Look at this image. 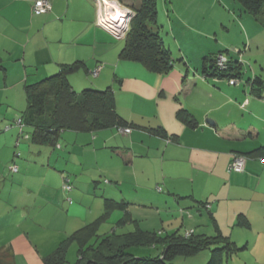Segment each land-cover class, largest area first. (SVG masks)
Returning a JSON list of instances; mask_svg holds the SVG:
<instances>
[{
  "label": "crops",
  "instance_id": "1",
  "mask_svg": "<svg viewBox=\"0 0 264 264\" xmlns=\"http://www.w3.org/2000/svg\"><path fill=\"white\" fill-rule=\"evenodd\" d=\"M36 1L0 0V109L6 107L0 115V130L12 126L0 133V150L7 153L1 156L0 152V159L6 157L0 163V178L16 162L23 174L9 183H27L26 177L33 179L30 161L15 160V145L22 141L28 143L38 174H56L59 183L50 189L60 191L53 197L37 200L40 208L52 207L55 221L81 210L78 204L66 202L60 184L63 174L59 169H63L71 175L76 187L71 195L78 194L82 202L84 197L88 200L93 197L104 205V200L96 196V186L101 187L104 181L110 183L102 190L105 197H129L133 204L112 214L135 222V231L163 234L194 231L195 235L209 237L221 234L241 248L229 258V264H264L262 156L248 157L241 174L229 171L236 154H253L264 146V102L251 95L249 87L216 85L201 76L204 57L228 51L225 48L229 45L236 48L249 44L241 63L247 62L249 76L264 78V27L244 13L234 0H189V9L177 15L174 0H165L164 9L168 21L171 19L174 25L172 36L180 46L179 52L173 50L172 39L164 41L173 57L180 61L169 73L157 74L139 63L122 60L121 51L119 55L112 53V60H107L110 64L104 61L111 54V47L114 48V40L98 26L102 2L49 0L51 11L35 17L32 7ZM139 2L123 0L124 5L120 6L130 10ZM195 10L205 15L214 11L218 30L228 24L229 30L237 31L235 44L221 42V47L215 45L218 52L210 48L195 56L186 54L181 44V30L186 26L180 15L188 11L195 15ZM75 62L84 63L87 75L91 76L101 68L98 77L91 82L84 80L81 87L114 88L118 112L134 125L132 132L122 135L114 128L94 134L66 131L60 134L55 148L20 138L15 120L28 105L26 87L55 74L60 65ZM70 82L78 91V80ZM117 82L119 91L114 85ZM182 109L191 115L196 127H190L177 116ZM19 151L23 156L27 153ZM42 181L44 186L50 184ZM13 191V187H5L0 180V197L6 206L4 216L0 217V231H9L10 237L27 219L26 186L20 202H12ZM193 202H199L198 206ZM5 247L10 248L0 254V264H15L11 257L12 242ZM28 262L43 264L38 258Z\"/></svg>",
  "mask_w": 264,
  "mask_h": 264
},
{
  "label": "trees",
  "instance_id": "2",
  "mask_svg": "<svg viewBox=\"0 0 264 264\" xmlns=\"http://www.w3.org/2000/svg\"><path fill=\"white\" fill-rule=\"evenodd\" d=\"M117 1L124 5L123 0ZM234 1L244 13L260 21L259 23L264 27V0ZM165 7H167V2L164 0ZM129 9L134 12V16L129 24L120 58L124 61L139 63L152 73H169L175 63L180 60L173 57L164 37L159 33L161 22L158 0H140L137 6H131ZM167 11L169 12L168 9ZM244 51L246 50L244 49L241 53L243 54ZM225 52L230 54L229 50ZM225 52L204 57L201 67L202 78L216 85L219 83L230 85V81H239V86L235 87L249 85V93L264 102V78L254 74L249 76L245 73L241 59L239 60L237 55L233 56L234 53L230 54L232 56L228 58L225 68H221L218 65V59L220 56H225ZM84 67L82 62L62 64L55 74L26 87L25 95L28 105L21 116L15 120L16 126L20 129V138L30 140L38 146L46 145L55 148L60 134L66 131L94 134L114 128L122 135H129L132 132L131 128L134 125L119 114L116 94L111 86L97 89L87 85L81 92L73 88L69 80L70 75ZM177 116L190 127H196L186 110H180ZM10 128H12L11 125L0 130V133ZM124 130L131 132L127 134ZM153 132L160 133L157 130ZM253 155L262 156L260 158L262 163L264 146L254 151L253 154L240 156L248 158ZM15 158L16 161L26 160L19 150H16ZM14 168L16 171L13 170ZM9 170L11 174H16L20 168L14 162L9 166ZM59 170L63 174V191L67 196L66 202L72 205L73 200L69 197L73 189L71 175H67L66 170ZM104 182L106 185L110 184L107 181ZM96 189L98 191L96 196L104 200L102 215L96 222L73 233L56 251L43 259L44 264H65L71 243L78 245L76 264H173L178 258H192L200 254H208L206 264H229V258L241 249L221 234L209 237L195 235L194 231H188L185 234L179 232L163 234L162 232L143 233L141 230H133L117 235V232L113 230L111 234L99 235L100 224L107 222L114 210L127 208L133 203L129 197L123 196L122 199L105 197L102 194L104 188H100L99 184ZM158 190L161 191V189ZM198 204L199 202L194 203L196 206ZM121 221L135 225V222L124 217ZM94 238H96L95 242ZM135 248H154L158 250L159 256L136 258L132 253Z\"/></svg>",
  "mask_w": 264,
  "mask_h": 264
},
{
  "label": "rangeland",
  "instance_id": "3",
  "mask_svg": "<svg viewBox=\"0 0 264 264\" xmlns=\"http://www.w3.org/2000/svg\"><path fill=\"white\" fill-rule=\"evenodd\" d=\"M96 2L101 0H95ZM109 3L104 4L102 3L101 8V16L98 19V26L105 31L107 35L113 39V49L111 47V54L106 57V60H104L106 63L110 64V61L112 60V53L116 52L117 55H119V52L124 47V39L127 36V32L129 29V24L134 16V12L127 10L126 8L120 6L121 4L118 3L117 0H107ZM105 2V1H104ZM175 2V13L179 14L180 12L185 11L188 8L189 0H174ZM159 4V11H160V17L159 20L161 22V28L160 33L161 35L166 39H172L173 40V50L175 52H179L180 46L178 45V42L174 39L172 36V27L171 25V19L168 21L167 13L164 9V0H158ZM112 6H117L120 9L121 14L120 18L121 20L114 21L113 23L106 22L105 20L108 19L109 14H112ZM101 7V6H100ZM129 9V8H128ZM226 11L228 9L224 8ZM116 10V9H115ZM228 12V11H227ZM195 15L189 14V11L185 14H181L180 16L183 18L181 19L182 22L185 24L186 27H183L181 30L183 32V38H182V46L186 52V54L190 56H195L200 54L201 52H204L205 50H209L210 48L213 49L212 52H218L217 49H215V45H219L221 47V42L225 45L227 44H235V39L238 37L237 31H234L233 29L229 30V25L225 24L223 30H218L217 24H216V18L214 11L211 10V13H201L199 14L195 10ZM201 15V16H200ZM200 16V17H199ZM223 17H226L224 14ZM102 19L105 21V27L100 26V21ZM212 19V21H209ZM260 22V21H259ZM221 26V24H219ZM178 26H175V29ZM229 30V31H228ZM121 31V35L118 36ZM217 31V34L215 35V32ZM170 36L172 38H170ZM121 42H118L120 41ZM233 42V43H231ZM117 43L118 45H116ZM224 48V46H223ZM225 49H228L230 52H233L236 54L240 59H243L241 51L249 50V44H246L245 46H239L234 47V45H229ZM224 49V50H225ZM225 52V56L227 59L230 54ZM264 60V59H263ZM105 63V64H106ZM247 62L242 65L243 70L245 73L248 67ZM67 64V63H65ZM73 64V63H71ZM112 64V63H111ZM108 66V65H106ZM105 67V65H104ZM94 76L87 75L85 67L81 70L73 73L70 75L69 79L72 80H78L79 82V88L78 92H81L83 90L82 83L84 80H89L90 82L93 81ZM116 84V91H119L120 89V83H114ZM247 87L250 88L249 85ZM106 88V87H104ZM114 89V88H113ZM115 92V90H114ZM3 108V107H1ZM4 110H6V107H4ZM4 110L0 109V115L4 114ZM17 129V128H14ZM10 144L13 146V142H10ZM2 145L4 143L2 142ZM1 145V146H2ZM17 147V150L26 151L27 153H24V158L30 161V169L32 170L33 179L27 178L24 180H27V183H19L15 181V185H11L9 182H11L13 179H17L16 175H22L23 172L20 171L17 174H11L10 172H6L4 174V177L1 176L0 180L3 181V185L5 187L10 186L13 187L15 191L12 192L11 199L12 202H20L23 200V188L26 186V209H25V215L27 216V219L25 222L21 223L16 228V234H13L11 237L8 236L7 230L0 231V254L6 253L9 251L10 247H5V244L8 242H12L13 249L11 251V257H13V262L15 264H31V262H28L29 260H32L34 258H38L42 260L48 256L46 255L47 251L50 249H54L56 251L66 240L69 239V237L78 231L79 229L85 227L86 225L90 223H94L97 221V219L102 215L104 212L103 210V202L95 199L93 197L88 200L87 198H83V202L81 197L76 194V196H72L71 194L76 191L75 185H73V181H71L72 184V191L70 192L69 196L73 200V204H78L77 206L81 209L78 212L71 213L69 215L65 214V216L62 219H58L55 221L54 216L51 214L52 207H44L40 208L39 202L37 201L39 197H46L50 198L53 197L54 194L59 192L60 190H52L50 187H55L56 183H59L55 179V172H46L45 174L39 173L35 171L33 162H35V158L32 157L31 153H29L28 150V143L24 144L22 141L21 143H17L15 145ZM1 149V148H0ZM0 152H3L1 156L6 155V150H0ZM0 156V157H1ZM6 159V157H3V159H0V163ZM53 163V161H52ZM51 163V165H52ZM20 168V167H19ZM3 169V168H2ZM5 172L6 170L3 169ZM42 176H45L42 178ZM100 179V178H99ZM42 180H44V184L50 183L47 186H44L42 184ZM101 180H104L101 178ZM103 182V181H101ZM61 189L63 191V185L64 182L62 181ZM104 184L101 183L100 188H104ZM64 193V191H63ZM66 196V194L64 193ZM25 198V199H26ZM5 204L3 201V198L0 197V217L2 218L3 211L5 209ZM121 216L114 213L110 215V218L107 222H103L100 224L99 228L100 231H98L99 235H106L111 234L113 230H115L117 235L124 234L128 231H133V225L131 223L122 222ZM72 228V229H71ZM73 230V232L71 230ZM96 241V238H94V242ZM93 242V241H92ZM4 246V247H3ZM77 249L78 245L76 243H71V245L68 248V258L67 262L65 264H76L77 261ZM53 251V252H54ZM52 252V253H53ZM132 253L136 256V258H143V257H154L159 256V252L157 249L154 248H135V250H132ZM207 253V252H204ZM208 256V254H200L197 257H190V258H178L176 259L173 264H206L207 260L205 259ZM203 260V261H202ZM206 260V261H205Z\"/></svg>",
  "mask_w": 264,
  "mask_h": 264
},
{
  "label": "built area",
  "instance_id": "4",
  "mask_svg": "<svg viewBox=\"0 0 264 264\" xmlns=\"http://www.w3.org/2000/svg\"><path fill=\"white\" fill-rule=\"evenodd\" d=\"M102 1H104V0H101L98 2L101 3ZM51 8H52V5H51V2L49 0H38L34 3V5L32 7V13L35 17H39V16L46 15L47 13H49L51 11ZM100 26L105 27V21L103 19H102V21H100ZM227 61H228L227 57L220 56L218 59V65L221 68H225ZM100 70H101V68H98L96 71L93 72L92 75L94 77H98ZM239 84H240L239 81H230V85L239 86ZM124 132L129 134L131 131L130 130H124ZM246 162H247L246 157L236 155L234 160L232 161V163L229 166V171L233 172V173H238V174L243 173L245 170ZM262 163H264V160L262 161ZM13 170L16 171V168H14Z\"/></svg>",
  "mask_w": 264,
  "mask_h": 264
},
{
  "label": "bare ground",
  "instance_id": "5",
  "mask_svg": "<svg viewBox=\"0 0 264 264\" xmlns=\"http://www.w3.org/2000/svg\"><path fill=\"white\" fill-rule=\"evenodd\" d=\"M104 1H102V3H104V4H108L109 3L107 0H104ZM111 8L113 10L112 11L113 13L109 14V16H108L109 18L106 19L105 21L106 22H110V23H113L114 21H118L119 22V20L122 19V18H120V16H118L119 14H121L120 9L117 6H112Z\"/></svg>",
  "mask_w": 264,
  "mask_h": 264
},
{
  "label": "water",
  "instance_id": "6",
  "mask_svg": "<svg viewBox=\"0 0 264 264\" xmlns=\"http://www.w3.org/2000/svg\"><path fill=\"white\" fill-rule=\"evenodd\" d=\"M120 34H119V36L121 35V31L119 32Z\"/></svg>",
  "mask_w": 264,
  "mask_h": 264
},
{
  "label": "clouds",
  "instance_id": "7",
  "mask_svg": "<svg viewBox=\"0 0 264 264\" xmlns=\"http://www.w3.org/2000/svg\"><path fill=\"white\" fill-rule=\"evenodd\" d=\"M97 3V2H96ZM96 78V77H95Z\"/></svg>",
  "mask_w": 264,
  "mask_h": 264
}]
</instances>
